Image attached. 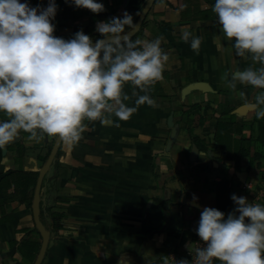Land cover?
Here are the masks:
<instances>
[{"label":"crops","instance_id":"crops-1","mask_svg":"<svg viewBox=\"0 0 264 264\" xmlns=\"http://www.w3.org/2000/svg\"><path fill=\"white\" fill-rule=\"evenodd\" d=\"M147 1L102 0L106 10L93 13L56 0L55 35L82 29L95 40L97 21L127 10L136 22ZM29 3L46 7L48 0ZM213 3L155 0L133 38H165L170 59L150 93L158 106L141 105L105 125L86 121L79 142L62 140L40 192L50 231L41 264L175 262L197 245L204 206L218 208L219 200L230 213L233 193L264 203V119L249 106L260 89L238 83L233 91L221 79L252 62L236 55ZM185 26L202 37L199 54L181 39ZM26 136L0 149V264H34L42 244L33 202L57 137Z\"/></svg>","mask_w":264,"mask_h":264},{"label":"clouds","instance_id":"clouds-1","mask_svg":"<svg viewBox=\"0 0 264 264\" xmlns=\"http://www.w3.org/2000/svg\"><path fill=\"white\" fill-rule=\"evenodd\" d=\"M71 3L93 13L106 10L102 0ZM58 8L56 0L46 7L0 0V113L7 117L0 119V149L22 132L29 142L47 135L77 143L86 121L105 125L112 117L128 119L141 105L158 106L150 93L170 59L163 36L133 38L138 24L125 10L97 21L101 35L95 40L82 29L66 39L55 35ZM212 10L236 55L252 62L225 71L221 79L233 91L238 83L260 89L249 106L264 119V0H214ZM181 39L199 54L201 36L185 26ZM128 84L134 86L131 95ZM231 199L236 207L227 214L202 208L195 231L203 246L191 252V260L175 259V264H264V203L235 193Z\"/></svg>","mask_w":264,"mask_h":264},{"label":"water","instance_id":"water-1","mask_svg":"<svg viewBox=\"0 0 264 264\" xmlns=\"http://www.w3.org/2000/svg\"><path fill=\"white\" fill-rule=\"evenodd\" d=\"M154 1L155 0H148L145 4L144 8L142 9V11L139 15V18L136 21V23L138 24L137 31L140 29L146 15L149 12ZM132 35L134 36L135 32H133ZM61 142H62V139L57 137L54 144H53V147L50 151L48 159L46 160L45 164L43 165V167L41 168V170L39 172V178H38L36 189H35L34 202H33L34 217H35L36 227L38 228V230L40 231V233L42 235V244H41L39 253L37 255V258H36L34 264H41L42 263L43 258L46 254V250H47L49 239H50V231L46 228V226L44 225V223L42 222L41 217H40V214H41L40 192H41V187H42L44 176L47 173V171L49 170L51 164L53 163V161L57 155V152L59 150Z\"/></svg>","mask_w":264,"mask_h":264},{"label":"built area","instance_id":"built-area-1","mask_svg":"<svg viewBox=\"0 0 264 264\" xmlns=\"http://www.w3.org/2000/svg\"><path fill=\"white\" fill-rule=\"evenodd\" d=\"M197 245L192 249V250H190L189 252H188V255H187V259H189V260H191L192 259V255H191V252L193 253V254H195V249L197 248V247H202L203 246V242L201 241V239L200 238H198L197 239ZM152 264H175V262H173L172 260H168V259H161V260H157V261H155L154 263H152Z\"/></svg>","mask_w":264,"mask_h":264},{"label":"trees","instance_id":"trees-1","mask_svg":"<svg viewBox=\"0 0 264 264\" xmlns=\"http://www.w3.org/2000/svg\"><path fill=\"white\" fill-rule=\"evenodd\" d=\"M100 37V35H98V37L97 38H99ZM217 206H218V208L221 210V211H225L228 207V204L227 205H225V206H223V205H221V203H220V201L218 200V204H217ZM41 220H42V222L48 227V223H47V221H46V219H45V217H44V215H43V212H41ZM19 264V263H18Z\"/></svg>","mask_w":264,"mask_h":264}]
</instances>
